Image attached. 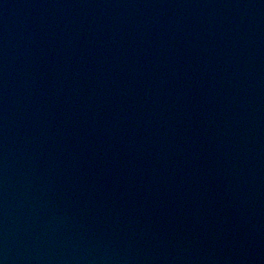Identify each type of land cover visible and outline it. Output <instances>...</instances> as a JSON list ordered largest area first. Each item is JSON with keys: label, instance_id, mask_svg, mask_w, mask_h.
I'll return each instance as SVG.
<instances>
[{"label": "water", "instance_id": "1", "mask_svg": "<svg viewBox=\"0 0 264 264\" xmlns=\"http://www.w3.org/2000/svg\"><path fill=\"white\" fill-rule=\"evenodd\" d=\"M0 264H264V0H0Z\"/></svg>", "mask_w": 264, "mask_h": 264}]
</instances>
